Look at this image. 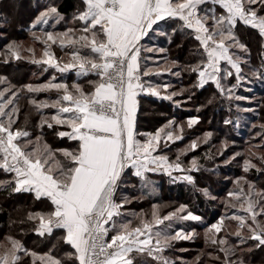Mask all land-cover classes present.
Instances as JSON below:
<instances>
[{"label":"snow or ice","instance_id":"1","mask_svg":"<svg viewBox=\"0 0 264 264\" xmlns=\"http://www.w3.org/2000/svg\"><path fill=\"white\" fill-rule=\"evenodd\" d=\"M61 22L69 23L58 6L49 2L39 7L29 25L33 41L42 45L39 59L34 58V48L28 49L33 57L31 63L40 65L43 72L54 70L50 78L17 88L0 76V84L6 85L0 90V171L10 176L7 181H0V188L11 194H31L34 200L46 204V211L30 212L27 220H38L34 231L39 237L56 239L70 251L58 257L53 244L47 252L38 253L7 236L6 243H0V264H66V260L71 264H172L165 253L173 242L195 235V229H179L173 234V222H202L203 218L185 204L160 215L158 205L153 204L151 218L138 216V224L133 226L123 211L130 201L117 195L122 185L126 186L129 174L139 178L142 187L148 189L149 173L166 175L173 183L182 181L195 187L192 173L200 171L196 157L187 167L181 159L200 147L198 141L193 140L180 150L174 160L167 154L171 144L184 138L183 126L175 119L154 132L137 130L138 97L149 95L179 106L180 101L174 97L186 91H169L171 86L167 83L153 84L144 79L153 73L142 69L141 54L154 51L144 41L163 35L171 43L178 32L186 34L195 42V62L181 68L178 61H171L164 71L179 77L182 70H187L196 76L193 89L214 87L225 100H245L246 97L235 94L247 79L242 65H247L248 60L241 53L249 52L240 39L238 26L254 30L264 39V0H79L71 17L72 26L64 31L48 30ZM165 25L171 33L162 30ZM54 45L69 59L57 57ZM155 51L163 53L166 49ZM19 53L20 46L11 42L4 63L9 62L8 56L21 59ZM172 68L177 70L173 72ZM72 71L78 78H89L90 90L86 91L79 82L69 85L63 79L58 81L55 74ZM252 74L264 78V69L253 70ZM233 78L236 83H229ZM25 91L36 110L55 109L49 118L42 117L40 127L64 129L55 134L71 142V147L52 149L46 143L41 145L39 136L34 141L29 131L17 126L19 94ZM52 92L54 100L38 99L41 93ZM215 99L213 95L207 103L212 104ZM236 108L239 110L240 105ZM198 123L199 117L187 120L189 128ZM224 124L231 125L233 121L225 119ZM212 135L205 133L203 143L207 144ZM219 154L223 156L224 152ZM239 155L236 153L230 159ZM259 160L261 167L245 159L244 171L255 168L264 172V156ZM245 184L246 190L239 187L228 193L232 200L225 207L236 211L220 217L207 229L211 244L223 254L222 264H245L242 258L233 257L249 241L255 249L264 251V190H257L246 180ZM201 191L215 199L207 189ZM225 219L236 222L234 235L238 245L230 244L224 237L217 238ZM209 256L213 264H221L220 255ZM196 264L203 262L197 258Z\"/></svg>","mask_w":264,"mask_h":264},{"label":"trees","instance_id":"2","mask_svg":"<svg viewBox=\"0 0 264 264\" xmlns=\"http://www.w3.org/2000/svg\"><path fill=\"white\" fill-rule=\"evenodd\" d=\"M55 3L60 9L61 13L64 16L69 17V24L71 21V17L76 12L78 8L79 0H0V76L6 77L9 79L10 83L16 87H20L21 85L28 83H43L49 78L48 72H41L42 68L40 65H36L31 63L32 54H25L26 57H23L21 53V59L17 60L13 57L8 56V63H4V59L6 58V52L2 53V46L8 44L11 41H28L32 42L33 38L29 35L31 32L29 31V25L34 20L37 15L38 9L45 3ZM65 23L61 22L60 24L55 25L54 28H49L51 31H64L66 27ZM177 25H173L176 27ZM239 28V36L242 42L246 43L249 49L248 56L246 54V58L248 60L249 65L253 67H257V69H264V39H261L256 31L245 28L243 25L238 26ZM171 33V31H169ZM195 47V42L192 41L186 34L177 33L172 36V42L169 43L168 39L163 44V47L166 49V52H163L162 63L168 61L169 59L172 61H178V66L183 67L188 63H194L195 57L193 56V49ZM55 49V55L57 57H63L65 52L61 51L58 46L53 47ZM242 54V53H241ZM151 61L146 60L142 61L143 67L144 65H150ZM157 62H154L156 64ZM153 65V64H151ZM150 65V66H151ZM177 69V68H176ZM37 71L35 75H32L33 71ZM256 70V69H252ZM184 73V78L187 79L190 84V92L192 94L191 105L190 107H197L198 110H190L186 114L185 105L181 104L182 110H177V106H174L173 101L161 100L153 96L142 95L139 98V111L137 115V130L140 131H154L158 125L162 122L163 117L167 119L170 117L175 118L177 120L188 119L189 117H199V123L194 125L193 128L188 130V132L193 133H201L206 128L208 122L211 123V127L209 124V130L213 132H217L218 135L223 137L225 133V129L229 128V125L224 124L225 119L233 118L234 115L232 113L233 106L229 101L221 100L222 98L216 93L214 87H206L203 90L193 89L192 85L196 81V76L194 74H190L187 70H182ZM164 75H167L166 73ZM76 78L75 75L68 76H57L58 81L63 79L64 81L67 79L68 82L72 81V79ZM149 78V77H148ZM87 80L89 78H86ZM92 79H95L92 77ZM147 79V77H146ZM255 85L252 89L254 92L258 93V103L254 105V113L252 112V122L253 123H264V78H260L256 76ZM85 78H82L81 81H84ZM153 83L151 79H148ZM157 82V81H156ZM85 90H90V85H83ZM236 93L246 94V91L237 90ZM216 96V99L212 104H208L207 101ZM252 95V94H251ZM30 94L25 92H21L19 94L18 100V120L17 126L26 129L31 133V136L41 135L45 139V141L51 146L53 149L63 148L65 145L70 144L67 139H60L55 133L58 130H63L54 126L52 129L47 128L45 125L43 128L40 127L41 117L44 114V110H36L34 106H32L29 102ZM38 99H55V95L50 93H41ZM194 102V103H193ZM242 105L244 102L238 101ZM231 107V111L229 108ZM193 109V108H192ZM54 109L52 110V112ZM164 116H160V115ZM247 118L250 117V113H245ZM236 119V117H235ZM248 120V119H247ZM182 123L187 125V122L184 120ZM250 123V122H249ZM234 124L237 126V122ZM188 127V126H187ZM203 128V129H202ZM250 129V128H249ZM251 130V129H250ZM183 134L187 131V128L183 130ZM255 131V127L251 130L250 134L245 133L246 135V143L250 145L253 140L252 136ZM186 132V136L189 133ZM141 133V132H140ZM192 133V134H193ZM194 134V135H196ZM194 135H191L192 137ZM243 132H238L234 130L233 137L236 140H240L242 138ZM185 136V137H186ZM259 141V140H258ZM182 144L178 142L174 144V148ZM253 144V145H252ZM249 150L245 152L242 156L243 160L249 159L252 163L256 164L257 167H261V161L259 157L264 156V142L260 143L254 141L252 143ZM209 143L206 144L207 149ZM196 153L198 152L195 151ZM194 155V154H193ZM200 155V154H197ZM201 162L206 165L208 163L210 167L213 169H217L218 171L213 172L212 170L206 171L203 169L199 175H195L196 185L195 187L192 185H185L180 183H176L175 185L169 186V190L173 192L171 194L167 188L162 192V196L148 194L146 191L141 192V194L147 197L145 205L140 203V205L136 206L137 209H143L144 206L153 203H161L166 199L176 200L177 202L189 203L190 207H196V213L200 215L204 221H208V223L203 221V224L197 225V228H201L202 231L213 222L218 221V214L220 207L223 206V203L218 204L215 200L207 199L203 194L201 189H212L213 194L216 198L224 197L227 201L232 200L229 197V192H235L239 187H244L247 189V185L245 184V180L252 182L257 190H264V172H257L255 168L250 169L248 172H244L240 166L234 168L232 165L228 164L226 168H221L220 166L214 165L212 162ZM200 162V163H201ZM202 163L200 165H202ZM237 178L239 183L233 185L232 178ZM155 180L158 179L170 181L169 177L166 175H156ZM2 179H10V176L0 171V180ZM154 181V180H153ZM237 181V182H238ZM236 186V187H235ZM222 188V189H221ZM160 193V192H159ZM175 194V195H174ZM235 203V201L233 200ZM191 207V208H192ZM47 210V205L41 203L40 201H36L33 199L31 194L28 193H19V194H11L8 190H4L0 188V243H6L3 237L11 236L21 241L24 246L30 250L36 251L38 253L47 252L50 248H52L53 244H56L55 253L58 257H64V253L70 251L68 246L59 243L56 239H44L39 237L34 228L38 225V220L28 221L27 215L30 212H42ZM236 211V209L232 210L229 213L223 214L222 217H227L232 214V212ZM21 221H24L21 223ZM227 224H230L234 229L237 230L236 222L230 219H225L224 224L222 225V231L219 233V237H224L228 239L229 243L232 245H238L239 242L234 234L229 233V228H227ZM59 235V233L57 234ZM246 235V233H245ZM199 237V236H198ZM201 237V236H200ZM202 238L205 242L200 239L192 244L187 245L189 249H191L190 257L195 258L198 256L199 260L203 262V264H213L212 259L209 257V254H216L221 256V264L223 261V254L219 253L217 247L212 245L208 237L202 235ZM243 251H238L237 255L233 257V260L237 258H242L245 261V264H264V251L260 249L254 248V243L249 241L247 245L241 246ZM248 248H253L254 250L248 252ZM28 261V258H24ZM30 264V261L28 262ZM66 264H71V261L66 260ZM196 264V262H195Z\"/></svg>","mask_w":264,"mask_h":264},{"label":"rangeland","instance_id":"3","mask_svg":"<svg viewBox=\"0 0 264 264\" xmlns=\"http://www.w3.org/2000/svg\"><path fill=\"white\" fill-rule=\"evenodd\" d=\"M69 25L72 26L71 24H69ZM37 34L39 35L40 33H37ZM29 35L32 38L31 33ZM164 39H168V37L165 36ZM11 42H13V41H11ZM11 42H9L8 44H10ZM15 42L20 46V53L23 55V57H26L25 54L31 53L28 51V49L34 48L36 50V55L34 58H36V59L40 58V56L42 54V45H40L38 42H34V41H32V42L15 41ZM8 44H5L2 46V49H1L2 53H4L5 50H7ZM151 48H153V47H151ZM158 48H160V47L153 48L154 49V51H152L153 55H151L148 58L149 61L157 62V63L153 64L151 66L144 65V70H151V72L153 73V75L150 76V79L153 81V84L163 85V84L167 83L171 86L169 91H173V90L179 91L180 89H185L186 91L184 92L183 95L174 97V100L180 101L179 106H177V104H175V103H174V106H177V110L178 109L182 110V107L180 105L181 104L185 105L186 107L184 110H186L185 111L186 114L189 112H192L190 110H193V111L198 110L197 107H190L189 106V105H191V100H193V99H192V94L189 91L191 88L190 84L188 83L187 79H185L183 76L184 72L181 71V75L179 77H177L175 75H172L170 72L164 71V69L166 67H169L172 60L169 59L168 61L162 63L163 61L161 59L162 58L161 56H163V54L161 52L155 51V49H158ZM54 52H55V49H54ZM6 54H7V52H6ZM241 55H246V54L242 53ZM247 56H248V53H247ZM63 59L68 60L69 56L64 53ZM242 67H243L244 75L247 77V79L245 81H243L241 83V85L235 90V94L246 97L247 99L241 100V102H244L243 105L241 103H238V101H236V100L229 101L231 103V105L233 106L232 113H233L234 117L230 118L233 121V124L229 125L228 129H225V133L223 134V137L218 135V133L216 131L213 132V131L208 129L211 127V123H209V122L206 125H204L206 128H204V131H201V133L196 134L193 132H188V130H190L191 128L194 127L193 126V127L189 128V127H187L186 124L182 123L184 120L187 122L188 119H184V120L180 121V120H177V119L172 118V117L171 118L169 117L168 119L166 117H163L162 122L156 128V129H158L159 127H161L162 125H164L165 123H167L169 120H172V119H175L179 125L183 126V130H185L187 128L186 132H188L189 135L186 136V134H185L186 132H185L183 134V137H184L183 140L176 142V143L181 142L182 144H180L179 146H177L175 148H174V144H171L169 149H167V154L173 160L175 159L177 153L180 150L184 149L186 146H188L193 140H196L200 143V147L197 149L198 150L197 153L196 152H189L186 156L181 157L185 167L189 166L190 161L192 160L193 157L197 158L198 165L200 166V171L199 172H193L192 175L194 177H195V175L196 176L199 175L201 173V171H203V169L206 170L207 172L210 170H212L213 172L218 171L217 169H213L212 167L208 166L209 164L206 162H212L214 165L216 164L217 166H220L223 169L226 168L228 164L232 165L234 168H237L240 166L242 169H244V161L245 160H243L242 156L245 154V152L247 150H249L251 144L254 143V141H257L260 143L264 142V127H261L262 125H264V123H258V122L253 123L252 117H251L252 112L254 113V105H256L258 103V96H259V95H257L258 93L254 92V90L252 89L253 86H258V84H256V85L254 84L256 82V79H255L256 76H253V74H252L253 73L252 69H257V67H253L252 65H249V63H247V65H242ZM40 69H41V72H43L42 68H40ZM49 70L50 71L48 74H49V78H50V76L53 74L54 70H52V69H49ZM176 70H177L176 68H172L173 72ZM157 72H159L160 74L159 75L155 74ZM36 73H37V71L34 70L32 72V75H35ZM165 73L167 75H164ZM55 74H56V76H62L59 73H55ZM7 81L10 83L8 78H7ZM229 83L235 84L236 81L233 78L229 81ZM5 87H6L5 84H0V90H3ZM17 88H19V87H17ZM238 89L246 91L247 93L243 94V95L240 93H236V91ZM50 94L55 95V92H52ZM189 95H191V99L188 98ZM41 100H43V99H41ZM221 100H225V99L222 98ZM226 101H228V100H226ZM237 104L240 105L239 110L236 108ZM243 109H251V111H244ZM42 110H44V114L42 115L43 118H49L51 115H53L55 113V109L53 112H52L53 109H42ZM245 113H250V117L247 118V116L244 115ZM160 116H164V115L162 114ZM42 117H41L40 121L42 120ZM235 117H236V119H235ZM235 121L237 122V126L234 124ZM209 124H210V127H209ZM254 127H255V131H254L253 135H251L253 142L250 145H248L249 143L245 142L246 141V135H244V134L245 133L250 134L251 130ZM234 130H236L237 133L243 132L242 138L240 140H236L233 137H231L233 135ZM154 131H140V132L141 133H149V132H154ZM207 132H211L213 135H212L211 139L208 141L209 146L207 147V149H205L203 147H206V144L203 143V138H204V134ZM194 134H196V135H194ZM191 135H194V136L192 137ZM37 136L40 137V144L41 145H43L45 143L47 145H49L45 141L43 136H41V135L32 136V139L35 141V138ZM141 138H143V137H141ZM225 142L227 144L226 149L224 148ZM71 146H72V143L65 145V147H63V148H69ZM221 151L224 152L223 156H221L219 154ZM236 153H239L240 155L236 156V158L234 160H231L230 158L233 157ZM197 154H200V155H197ZM201 159L203 160V162L206 161L205 162L206 165L201 162ZM225 160H229L230 162L225 163ZM200 162L202 163V165H200L201 164ZM173 175H181V174L180 173H174ZM153 180L154 181H150L151 187L148 189H145L142 187L141 183H139V182L132 183L128 179L126 182V186H125L126 190H121V192H119L117 194L118 197H120V198L127 197L128 200L130 201L125 206L124 211L127 214V218L129 216H130V218H132V219H130V218L129 219L133 220V226H136L138 224V220H137L138 216L143 215L145 218H148V219L151 218V212L153 211V208H152L153 204L158 205L157 210H158V213L160 215L167 214L168 212L172 211L173 209L179 207V205H181V204L187 205L188 209L190 211H192L194 214L198 215L196 213V207H192V205H191V207H192L191 208L189 203L177 202L176 200H172V199H170V200L166 199V200L162 201L161 203L149 204L147 206H144L143 209L135 208L136 206L140 205V203H143L145 205L144 202H146V201H144V200H147V197L145 195L141 194V192H143V191H146L148 194H153V195L157 194L159 196H162L163 195L162 192L165 191V188H167L168 191L171 194H173V192L171 190H169V188H170L169 186L175 185L176 183L183 184V186L188 185L186 182L177 181V182L173 183L171 181L163 180V178L158 179V181L155 180V178ZM0 181H7V179H2ZM237 181H238L237 178H234V177L232 178L233 185H235L237 183ZM203 189H206V188H203ZM207 191L211 194V196L215 197V199H210V200H215L218 204L223 203V206L220 207V210H219L218 220L220 219V217H222L223 214L229 213L232 210H234L233 208H226L225 207V204L228 201L226 199H224V197L216 198V196L213 194L212 189H207ZM206 198L209 199L208 197H206ZM203 221H204V219H203ZM203 221L202 222H195V221H178L177 220V221L173 222V228H172L173 234L175 233V230H179V229H183L185 232H191L193 229H195V235L192 239H189V240H178V241L173 242V247L171 249H169L168 251H166V253H165L166 257L172 262V264H195L198 256L195 258L190 257L191 249H189L187 247V245L192 244L193 242H196L197 240H200V239H202L205 242V240L202 238V235L205 234V236L207 237V234H206L207 229L212 223L205 229V231H202L201 228H197V225L203 224ZM204 222L209 224V222L206 220ZM213 223H216V222H213ZM227 228H229L228 234L229 233L234 234L237 231L232 226H230V224H227ZM218 237H219V234H217V238ZM3 238H5V237H3ZM212 255H216V254H212Z\"/></svg>","mask_w":264,"mask_h":264},{"label":"crops","instance_id":"4","mask_svg":"<svg viewBox=\"0 0 264 264\" xmlns=\"http://www.w3.org/2000/svg\"><path fill=\"white\" fill-rule=\"evenodd\" d=\"M41 2H43V0H40ZM78 6H79V3H78ZM65 18L67 19V20H69V17H67V16H65ZM63 24H64V22H63ZM66 26H69L68 25V23H65V26H63V27H66ZM162 30L163 31H165V32H168L169 33V31H171V28H169L167 25H165V26H163V28H162ZM164 37L165 36H163V35H153V37H152V39H147L146 38V40L144 41V43L147 45V47H153V48H156V47H163V44H165V41L167 40V39H164ZM64 55V54H63ZM142 57L144 58L143 60H146L147 62H148V58L151 56V55H153V52H147V51H144V52H142ZM142 60V61H143ZM151 64H154V62H151L150 63V65ZM149 65V66H150ZM142 69H144V67H143V64H142ZM75 75V72L74 71H72V72H69V73H65V74H63L64 76H68V75ZM75 77H76V75H75ZM81 79L82 78H78V77H76V78H74V79H72V81H70V82H68V80L66 79L65 81L69 84V85H71L73 82H79L82 86L83 85H89L88 83H87V79L85 78V80L84 81H81ZM144 79H146V78H144ZM148 79H150V77L148 78L147 77V79L146 80H148ZM84 87V86H83ZM143 95V94H142ZM141 95V96H142ZM139 98L140 97H138V100H139ZM138 111H139V107H138ZM137 115H138V112H137ZM148 176H149V178H150V181H153V179H154V177L156 176V174H151V173H149L148 174ZM129 179V181L130 182H132V183H136V182H139V183H141V181L139 180V178H136V177H134V176H131L130 174H129V176L128 177H126V182H127V180ZM122 190H126V187L124 186V185H122ZM124 211V210H123ZM130 218V216L128 217V219ZM130 219H132V218H130ZM133 221V220H132Z\"/></svg>","mask_w":264,"mask_h":264}]
</instances>
